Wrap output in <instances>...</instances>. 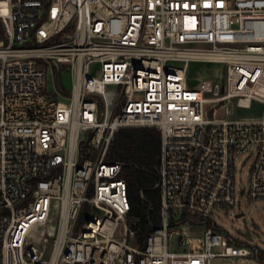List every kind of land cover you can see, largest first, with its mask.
I'll return each instance as SVG.
<instances>
[{
    "label": "built area",
    "instance_id": "1",
    "mask_svg": "<svg viewBox=\"0 0 264 264\" xmlns=\"http://www.w3.org/2000/svg\"><path fill=\"white\" fill-rule=\"evenodd\" d=\"M192 63L224 71L197 79ZM48 74L69 94L54 80L46 94ZM128 127L160 132L159 220L141 243L107 160ZM246 153L245 197L264 200V0H0V264L258 258L214 219Z\"/></svg>",
    "mask_w": 264,
    "mask_h": 264
},
{
    "label": "rangeland",
    "instance_id": "2",
    "mask_svg": "<svg viewBox=\"0 0 264 264\" xmlns=\"http://www.w3.org/2000/svg\"><path fill=\"white\" fill-rule=\"evenodd\" d=\"M98 70V66L93 67L91 72L94 75ZM224 65L222 64H203L192 63L189 66L188 72L191 77L197 79H212L218 77L220 73H223ZM49 73V72H48ZM48 85L45 89L46 94L53 98L49 92H54V83L58 84V75L54 74L52 77L48 74ZM61 82L63 87L70 91L71 79L68 74L61 76ZM197 81H192L196 83ZM58 101L66 103V99L63 96H56ZM134 99H142V94H136ZM205 109H209V105H205ZM210 116V111H208ZM262 108L253 105L248 110L240 111L236 116L239 117H259L261 116ZM217 119H233L230 115H226L223 109H218L215 113ZM253 157L251 154L237 155L234 161V197L235 205L226 208H218L214 211V219L216 223L225 231H227L235 240L243 242V247L251 252L254 249L259 250V257L254 255L248 257H233V258H216L213 259L210 264H264V200H255L249 202L245 197V190L247 188L248 172L251 167ZM237 201H240V207L237 206ZM244 214L246 219V226L250 232L251 242L247 241L243 236L245 231L243 217L236 218L239 213Z\"/></svg>",
    "mask_w": 264,
    "mask_h": 264
},
{
    "label": "trees",
    "instance_id": "3",
    "mask_svg": "<svg viewBox=\"0 0 264 264\" xmlns=\"http://www.w3.org/2000/svg\"><path fill=\"white\" fill-rule=\"evenodd\" d=\"M64 94L69 92L58 84ZM160 152V132L155 127L121 128L111 141L107 160L122 164L130 203L128 214L136 238L142 242L159 220L160 196L155 188Z\"/></svg>",
    "mask_w": 264,
    "mask_h": 264
},
{
    "label": "water",
    "instance_id": "4",
    "mask_svg": "<svg viewBox=\"0 0 264 264\" xmlns=\"http://www.w3.org/2000/svg\"><path fill=\"white\" fill-rule=\"evenodd\" d=\"M241 216H242V214H238V215H236V218H239V217H241ZM243 223H244V228H245V231H244L243 235H244L248 240H251V238H250V232H249V230H248V228H247V226H246V219H243Z\"/></svg>",
    "mask_w": 264,
    "mask_h": 264
}]
</instances>
